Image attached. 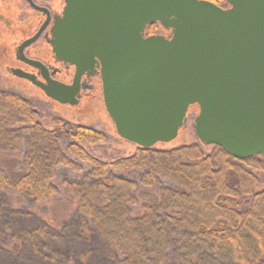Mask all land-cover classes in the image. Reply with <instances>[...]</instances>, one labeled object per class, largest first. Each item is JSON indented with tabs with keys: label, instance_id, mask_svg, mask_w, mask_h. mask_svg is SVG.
Returning a JSON list of instances; mask_svg holds the SVG:
<instances>
[{
	"label": "trees",
	"instance_id": "trees-1",
	"mask_svg": "<svg viewBox=\"0 0 264 264\" xmlns=\"http://www.w3.org/2000/svg\"><path fill=\"white\" fill-rule=\"evenodd\" d=\"M40 120L0 85V156H21L9 161L15 175L0 162V264H264L261 156L240 161L216 146L204 156L196 138L106 163L82 147L104 133Z\"/></svg>",
	"mask_w": 264,
	"mask_h": 264
},
{
	"label": "water",
	"instance_id": "water-1",
	"mask_svg": "<svg viewBox=\"0 0 264 264\" xmlns=\"http://www.w3.org/2000/svg\"><path fill=\"white\" fill-rule=\"evenodd\" d=\"M25 1L49 20L48 10ZM226 1L223 9L203 0H64L48 44L56 62L74 67L72 83L52 79L24 54L44 26L15 54L38 74L10 73L75 106L81 77L98 68L104 108L121 139L142 149L170 143L196 106L202 145L264 161V0ZM154 23L171 36H145Z\"/></svg>",
	"mask_w": 264,
	"mask_h": 264
},
{
	"label": "rangeland",
	"instance_id": "rangeland-1",
	"mask_svg": "<svg viewBox=\"0 0 264 264\" xmlns=\"http://www.w3.org/2000/svg\"><path fill=\"white\" fill-rule=\"evenodd\" d=\"M32 1L39 7L49 8L52 13L62 11L64 6V0ZM40 21H42V14L31 9L25 0H0L1 88L18 94L26 100L32 101L39 111L41 118L40 122L45 129H51L52 119L60 118L70 124L90 127L104 133L107 136V141L105 143L95 146L87 144L82 145L88 153L101 162L110 163L117 159L132 156L137 146L117 136L114 125L105 111L100 86L95 84L94 90L88 93L86 92L75 106L61 105L47 98L43 92L38 91V89L31 86L29 83L14 78L7 73L6 66L13 65L15 61L16 46L24 37L32 33ZM155 34L166 35L167 32L159 27ZM43 48L44 44H42V40L35 41L30 49V54L34 57L33 59L36 58L39 61L46 62V64L50 63L56 66L53 58L43 54ZM2 56L5 57V60L2 59ZM57 69H61L62 71L58 72ZM57 69L54 71L58 72L55 76L56 80L63 83H71L73 76L72 69H64L62 66H58ZM196 114L197 107H190L187 112L186 126L179 130L176 139L170 143H158L154 146V149L158 151H169L181 146L196 144L197 140L193 123ZM201 151L204 156H208L212 153L213 147L201 146ZM12 159L20 160L21 156H0V162L3 161L2 167L8 174L15 175L20 168L17 165L14 166L12 163H9ZM53 206L54 204L49 202L44 210L49 211ZM184 235L187 236L186 234ZM184 235L182 238L186 239ZM162 241L164 244L166 243V239L163 236H159L158 242L161 243ZM189 245L192 244L189 242Z\"/></svg>",
	"mask_w": 264,
	"mask_h": 264
},
{
	"label": "flooded vegetation",
	"instance_id": "flooded-vegetation-1",
	"mask_svg": "<svg viewBox=\"0 0 264 264\" xmlns=\"http://www.w3.org/2000/svg\"><path fill=\"white\" fill-rule=\"evenodd\" d=\"M29 6V5H28ZM64 7V6H63ZM43 8H45L46 10H48V12H49V20L47 19V17H46V15H44V14H42V21H40L39 23H38V25H36V27L34 28V30L32 31V33L30 34V35H28L27 37H24L22 40H21V42L20 43H18V45L16 46V48L19 46V44H21L22 42H24L25 40H27V39H29V38H31L32 36H34L43 26H44V28L41 30V32H40V35L38 36V39L36 40V41H38V40H42V44H44V48H43V50H44V53L43 54H45V55H47V57L49 56V57H51V58H53V61H54V64H56V66L58 67V66H62L64 69H72V72H73V75H74V67H72V66H69V65H65V64H63V63H60V62H56L55 60H54V57H53V54H52V51H51V47H50V45L48 44V41H49V39H50V37H51V34H50V29H51V27H52V23H53V17L55 16V15H60L61 14V12L62 11H60V12H56V13H52L51 11H50V9L49 8H46V7H43ZM62 10H63V8H62ZM146 31V30H145ZM167 32V34L166 35H164V34H153V35H163V36H165V37H167V38H169L170 36H171V32L170 31H166ZM145 36H147L146 35V32H145ZM150 36H152V35H150ZM148 37V36H147ZM35 43V42H34ZM34 43L33 44H31L29 47H27L25 50H24V54H25V56L27 57V58H29V59H33L34 57L30 54V49H31V47L34 45ZM15 54H16V50H15ZM2 59H4L5 60V57L4 56H2ZM15 60V61H14ZM14 64L13 65H11V66H6V68H7V73L10 75V76H12V77H14L11 73H10V71L12 70V69H20V70H22V71H24V72H26V73H29V74H34V75H37L38 74V71L37 70H35V69H33L32 67H30V66H28V65H26V64H24V63H22V62H20L19 60H17L16 59V57L14 56ZM33 60H37L36 58L35 59H33ZM12 61V62H13ZM39 61V60H38ZM7 62V61H6ZM6 62H5V64H6ZM40 62H42V61H40ZM43 64H44V66L47 68V70L49 71V76L52 78V79H54V80H56V78H55V76L57 75V73L58 72H61L62 70L61 69H57V67L56 66H54L53 64H46V62H42ZM7 65V64H6ZM55 69H57L58 70V72H55V74H52L53 73V71H55ZM14 78H16V77H14ZM72 79H73V76H72ZM20 80H22V81H24V82H27V83H29L28 81H26V80H23V79H20ZM37 80H40V81H42V79H41V77L40 76H37ZM58 81V80H57ZM60 82V81H59ZM61 83H63V82H61ZM71 83H72V81H71ZM71 83H63V84H66V85H70ZM30 84V83H29ZM95 84L96 85H98V86H100V88H101V94H102V83H101V78H100V74H99V69L98 68H96L95 69V71H91V73H88V74H84L82 77H81V79H80V83H79V94H78V96H79V99H78V103H79V101L81 100V97L87 92H90V91H93L94 90V86H95ZM31 85V84H30ZM31 86H33V85H31ZM34 87V86H33ZM36 88V87H35ZM36 89H38V88H36ZM38 91H40V92H42L40 89H38ZM103 99V98H102ZM77 103V104H78Z\"/></svg>",
	"mask_w": 264,
	"mask_h": 264
}]
</instances>
